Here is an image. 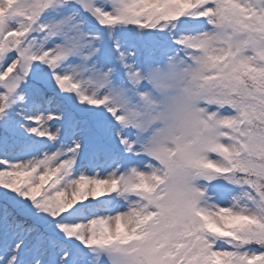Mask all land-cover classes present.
I'll list each match as a JSON object with an SVG mask.
<instances>
[{
    "label": "snow or ice",
    "instance_id": "obj_1",
    "mask_svg": "<svg viewBox=\"0 0 264 264\" xmlns=\"http://www.w3.org/2000/svg\"><path fill=\"white\" fill-rule=\"evenodd\" d=\"M0 264H264V0H0Z\"/></svg>",
    "mask_w": 264,
    "mask_h": 264
}]
</instances>
